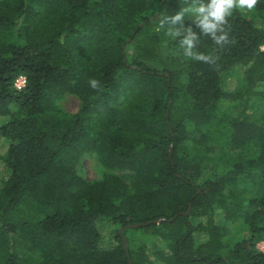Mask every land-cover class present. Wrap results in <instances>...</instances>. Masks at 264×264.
I'll return each mask as SVG.
<instances>
[{
  "label": "trees",
  "instance_id": "16d2710c",
  "mask_svg": "<svg viewBox=\"0 0 264 264\" xmlns=\"http://www.w3.org/2000/svg\"><path fill=\"white\" fill-rule=\"evenodd\" d=\"M190 3L0 0V264H264V2L207 61Z\"/></svg>",
  "mask_w": 264,
  "mask_h": 264
},
{
  "label": "clouds",
  "instance_id": "9594fccd",
  "mask_svg": "<svg viewBox=\"0 0 264 264\" xmlns=\"http://www.w3.org/2000/svg\"><path fill=\"white\" fill-rule=\"evenodd\" d=\"M259 2L264 0H191V3L173 16H167L160 21L159 27L180 25V28L168 27L166 35L172 40H179L183 55L194 60L207 61L209 57L194 51L200 36H209L217 44L227 42L228 33L225 26L234 10L252 12ZM191 14L190 22H185V15ZM195 29H198L197 32ZM91 86L96 88L93 80Z\"/></svg>",
  "mask_w": 264,
  "mask_h": 264
},
{
  "label": "rangeland",
  "instance_id": "374dc122",
  "mask_svg": "<svg viewBox=\"0 0 264 264\" xmlns=\"http://www.w3.org/2000/svg\"><path fill=\"white\" fill-rule=\"evenodd\" d=\"M62 106L70 113H76L80 102L78 98L67 95L62 101ZM104 169L94 156H87L83 162V176L88 180H95L102 176ZM261 250H264V243L260 244Z\"/></svg>",
  "mask_w": 264,
  "mask_h": 264
},
{
  "label": "water",
  "instance_id": "95a60500",
  "mask_svg": "<svg viewBox=\"0 0 264 264\" xmlns=\"http://www.w3.org/2000/svg\"><path fill=\"white\" fill-rule=\"evenodd\" d=\"M141 226H142L141 224H136V225H130L127 228H138V227H141ZM121 232H122V230H121ZM123 242H124V246H125V249H126V254H127L128 258H129L128 243H127L125 237H123Z\"/></svg>",
  "mask_w": 264,
  "mask_h": 264
},
{
  "label": "built area",
  "instance_id": "2783aa9c",
  "mask_svg": "<svg viewBox=\"0 0 264 264\" xmlns=\"http://www.w3.org/2000/svg\"><path fill=\"white\" fill-rule=\"evenodd\" d=\"M25 82H26L25 78H24V77H20V78L17 80L16 86H17L18 88H22V87H24ZM263 251H264V250H263Z\"/></svg>",
  "mask_w": 264,
  "mask_h": 264
}]
</instances>
